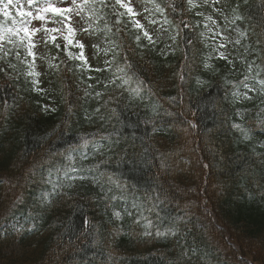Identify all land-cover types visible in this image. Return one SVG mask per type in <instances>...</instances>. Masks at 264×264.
Returning a JSON list of instances; mask_svg holds the SVG:
<instances>
[{
  "label": "trees",
  "instance_id": "trees-1",
  "mask_svg": "<svg viewBox=\"0 0 264 264\" xmlns=\"http://www.w3.org/2000/svg\"><path fill=\"white\" fill-rule=\"evenodd\" d=\"M178 1L147 0L150 5H159L163 9L159 11L162 15H158L159 18L170 12L168 6L174 5L176 13L182 10L183 5L185 9V1ZM235 3L247 38L240 72L256 77L248 81L249 88L256 89L248 92L253 99H244L248 101L246 118L255 116L253 121L256 124H252L247 138L240 141L232 136L230 131L233 130L229 126L227 102L233 84L220 74L213 73L218 78L206 87L195 88L190 84L184 90L183 99H173L171 115L162 117L169 112V101L163 99L168 85L152 79L147 73L153 67L171 73L167 78L170 86L177 85L182 75H194L188 68L190 65L195 69L190 59L194 50L188 47L187 30L173 34L176 39H172L173 45L171 39L155 38V46L149 45L147 40H144L143 46L138 45L130 32H125V35L129 41L134 39L135 44L129 45L124 35L121 37L125 42L120 38L123 44L120 41L119 44L123 46L117 48L121 53L125 52L127 61L132 63L126 71L127 76L133 83L142 81L140 85L148 87L150 95L147 97L150 100H162L150 109L143 106L144 89L141 88L137 97L130 94V88L125 85L117 87L121 83L119 80L108 83L100 79L97 83L98 79L94 78L90 82L89 77L84 75L85 69L78 67L80 61L69 60L54 44H51L54 55L51 69L36 86L44 89L43 94L34 90L33 77L28 75L32 62L26 60L28 56L23 58L28 64L20 60V63L14 62L9 67L0 61V69H4L0 72L1 160L12 158L19 148V152L22 154L24 151L25 155L12 160V168L22 165L27 170L39 171L45 178L53 175L50 166L60 165L62 160L65 168L79 169L76 173H69V176L86 175L97 164L101 171L111 174L117 181L126 179L125 187L139 188L140 194L147 197L149 204L161 210V216L168 221L188 220L190 225L199 223L204 226L197 228L199 233L205 231L202 239L186 250H182L180 241L172 240L158 243L154 250L136 248V242L145 243L140 234L135 238L132 236L134 231L129 229L117 235L113 225L105 218L97 224L98 231L94 235L85 231L84 216L91 215L98 203L87 194L88 184L79 181L69 192V199L48 210L40 219L41 222L54 221L62 230L57 243L59 248L52 252L55 257L68 259L73 255L78 264L87 262L82 257L91 253L88 240H92L112 246L124 264H174L175 255H180L182 251L185 258L183 264H246L237 257L235 247L223 240V228H226L243 256L249 255L254 261L264 264V125L260 124L264 121V111L261 113L258 107L264 103V91L258 83L264 80V0H240ZM125 25L126 21H121L120 29L123 30ZM98 27L105 36V47L118 51L112 46L117 45V38L111 24L98 22ZM72 48L74 51H69L77 53ZM177 61L190 64L182 62L178 69ZM65 62L70 63L63 64ZM113 64L123 66L124 60L117 56ZM249 64L252 65L251 72ZM188 69L190 72H186ZM97 92L102 95L97 97ZM43 105H47L49 110L45 111ZM154 127L158 131H154ZM84 139L91 142L87 147H82ZM189 150L192 158L197 160L192 165L193 169L202 172L199 174L200 188L203 189L204 180L207 182L204 190L197 195L187 192L182 184L176 186L180 189L165 187L174 179L179 183L182 180L174 173L170 175L168 163L158 157L159 152L174 154ZM69 155L73 159L69 160ZM7 168L0 166L1 177L2 171ZM65 182L69 183V180L65 179ZM82 184L84 189L79 194ZM246 184H249V198L243 196L235 213L232 208L236 200L232 191L245 190ZM211 207L219 217L218 228L215 226L216 237L211 230L214 215L207 211ZM249 219L252 223L245 227ZM37 253L23 255L16 261L4 255L0 259L2 264H24ZM50 253L51 249H48L43 256L44 261L55 264L54 256L47 257Z\"/></svg>",
  "mask_w": 264,
  "mask_h": 264
},
{
  "label": "snow or ice",
  "instance_id": "snow-or-ice-1",
  "mask_svg": "<svg viewBox=\"0 0 264 264\" xmlns=\"http://www.w3.org/2000/svg\"><path fill=\"white\" fill-rule=\"evenodd\" d=\"M27 2L30 6H33V5H36L39 2V0H27ZM97 2H99L102 6H106L105 0H80L79 3H77V0H72L71 5L68 7H57L56 5H54L52 3L45 2L42 6H39L36 8V12H35V16H34L32 11L23 10V6L20 5L19 0H0V15H2L4 17V23H0V33H2V34H0V40H3L5 38V34H7L8 43L14 44L15 41L12 39V37L13 36L18 37L19 41H20V45L25 49L26 56L32 57V62L29 64V68L31 69V71L28 73V75L33 77L32 83H33L34 90L40 92L41 94L44 93V89L36 87L39 84V80L36 79V77H38L40 75V73L35 71L36 53L33 51V49L35 48L36 45L32 40V36L35 33L41 31V29H30L28 25L31 23V20L29 18L44 21L46 19L44 14H46V13H52L54 17H59L60 22L62 23L63 27L51 28V29L45 28L44 31H45L46 35L50 34V33H58L59 35H51L50 36L51 42L54 44V46L57 50H61V45L59 43H56V41L58 38L62 37V39L65 41V45L63 48L64 53L66 54V56L68 57L69 60H79L80 64L78 65V67H80L82 69H85L88 71H95V72L107 71L112 67V63L116 60L117 56L122 55L119 51H115V52H113L112 61L106 60L104 62L105 67L93 69L92 66L88 63V59L84 54V47L85 46H84L83 42L79 41V40H74L75 29L73 27H71L70 17L72 15L80 16V14L85 10V7H88L90 5H91V7L89 8V11L94 13L95 4ZM208 2H209V0H205V3H208ZM218 2H219V0H212L213 7ZM188 4L191 5L192 0H188ZM116 5H119L120 7L126 9V13H120L119 15L123 16V15L127 14L129 16V20L132 23L133 27H135L137 29V34L135 36V40H136L137 44L139 45L141 43L142 38H143L144 40L148 41L149 45L155 46L156 41L153 39L150 32L144 27L143 24H141V22L139 20L135 19V16L138 14L134 12L133 8L130 7L129 4L125 2V0H116ZM156 8L159 11H163V9L159 8V5H156ZM13 10H15L16 15H13ZM173 10H175L174 5H173ZM214 10L219 11V9H215V7H214ZM145 11H148V9H145ZM17 17H19V19ZM207 19L211 20L212 17L209 16V17H207ZM8 20H11V25L7 24ZM150 23L155 24L157 22L155 20H151ZM184 26L189 27V25L186 22H184ZM65 28L67 29V34H64ZM82 31L87 32L88 29L85 28V29H82ZM117 31H119V29H117ZM21 33H23V35H21ZM172 39L175 40V37H172ZM25 41H26V43H25ZM47 42L48 41L45 40V43H47ZM187 43L191 44L192 41L189 40ZM236 43L239 44L240 41L237 40ZM112 46H113V48L118 47L115 44H113ZM70 47H79L80 52L79 53H73L72 51H69ZM93 47L99 48L98 45H93ZM170 47L171 46L169 45V48ZM218 48L219 49L226 48V45L221 43V44H219ZM110 50L111 49H104V51L106 53ZM0 51H2V45H0ZM8 54H9L8 52L4 53L5 56H7ZM16 56H17V58L20 57V52L18 50L16 51ZM218 58L225 60L229 64L233 63L232 60H230L228 58V56L225 54L224 51L218 52ZM123 60H124V65L118 66L116 69V71L118 73H122L123 75L115 76L114 79L112 81H110V83H115L116 79H119L121 81V83L116 85L117 87H122L124 85H127L131 81V77L127 76V73L125 71L126 68L132 67V65L127 61V55L126 54H123ZM50 66H52V65H50ZM55 67H59V66L56 65ZM204 67L210 68L211 65L205 63ZM248 70H249V72L252 71V65L251 64H249ZM2 71H4V69H0V72H2ZM257 75H258V73H257ZM89 79H93V77H89ZM181 79L182 80L184 79L183 75L181 76ZM250 79L255 80L256 77L255 76H251V77L245 76L244 80L241 81L240 84L247 91H245L242 94L240 92H233L232 95L235 98H240L242 96L243 99H245V100H252L253 99L252 96L248 95V92L249 91H256V89L249 88L248 81ZM197 82L200 83L199 79L197 80ZM97 83H100V81L97 80ZM141 83H142V81H137V87L134 89H130V94L139 97L140 93L142 91V89L140 87ZM258 83L261 85V90L264 91V80H259ZM89 87H91V85H89ZM104 87L107 88L108 84L105 83ZM101 95H102V93H100V92L96 93L97 97H100ZM43 108L45 111L49 110L47 105H43ZM97 111H99V109H97ZM243 114H244L243 112H240V111L237 112L238 116H242ZM188 123H190V122H188ZM260 124L264 125V121H260ZM192 126L194 127L195 125H192ZM232 127L240 130L242 133H244L245 138H247V130H245L240 124L233 123ZM154 131H158V129H155V127H154ZM89 143H91V142L88 139H84L82 147H87L89 145ZM68 159L71 160L73 158L71 157V155H69ZM205 167H207V166L205 165ZM56 171L60 172V171H62V169H57ZM78 171H79V169H77L75 167H67V168L63 169L64 179L72 180V181H74L78 178L83 179V177H77L74 175L69 176V173H76ZM50 175H51V173H50ZM50 182H52V181H50ZM57 187H59V185L54 183L53 192L56 191ZM43 195L45 197H47L50 194L45 192ZM133 206L135 207L136 205L134 204ZM113 215L116 217H119L120 213L115 212ZM129 215H131V213H129ZM137 222H139V221H137ZM172 234H175V233L172 232ZM145 235H150V233L146 232ZM156 235H160V233L157 232Z\"/></svg>",
  "mask_w": 264,
  "mask_h": 264
},
{
  "label": "rangeland",
  "instance_id": "rangeland-1",
  "mask_svg": "<svg viewBox=\"0 0 264 264\" xmlns=\"http://www.w3.org/2000/svg\"><path fill=\"white\" fill-rule=\"evenodd\" d=\"M25 2L26 4H28L27 0H19V3H23ZM45 2L47 3H52L54 5H56L57 7H68L71 5L72 0H39V2L36 5L33 6H27L26 9L27 11H32L33 15L35 16V12H36V8L39 6H42ZM80 0H77V3H79ZM87 8L85 7V10L80 14V16H76V15H72L70 17L71 19V27H73L75 29L74 32V36L79 38L80 40H82V42L88 44L89 42L93 41V37H92V32L90 30V19L86 16L87 13ZM45 15V20L41 21L38 19H30L31 23L28 25L30 29H41V31L35 33L32 36V40L35 43V51H40L41 50V42L44 38V36L46 35L44 29H45V25H47L48 29L51 28H58L60 26H62V24L60 23V20H56L55 22H47L48 19H50V15L49 13L44 14ZM87 28L88 31H82V29Z\"/></svg>",
  "mask_w": 264,
  "mask_h": 264
}]
</instances>
